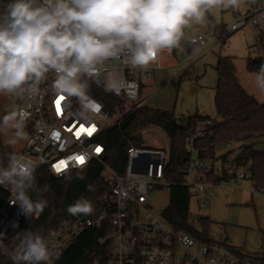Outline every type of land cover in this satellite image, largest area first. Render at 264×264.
<instances>
[{"label":"built area","instance_id":"obj_1","mask_svg":"<svg viewBox=\"0 0 264 264\" xmlns=\"http://www.w3.org/2000/svg\"><path fill=\"white\" fill-rule=\"evenodd\" d=\"M246 26L251 27L258 37L264 34V0H256L251 11L238 15L228 26H216L211 33L192 36L188 42L201 49L218 40L221 47L227 30L236 32ZM172 52L160 53L147 67H132L119 58L109 60L100 69V77H109L108 83L114 80L118 94L108 91L103 83L91 82L88 90L90 100L81 102L64 97L60 101L59 114L56 104L59 96L50 87L51 73L49 79L41 83L36 96L0 95L1 99H5L0 103V116L4 120L7 118V131L1 130L0 143L33 161L37 165L35 175L46 169L56 177H64L96 161L102 164L101 176L110 188L102 203L93 207L92 214L70 215L47 231L46 237L52 238L57 246L53 264L59 263L65 251L87 229L102 226L112 229L103 240L110 243L111 254L105 263L96 261L94 264H264V248L259 254H246L224 242H203L189 233L177 231L162 211L151 206V191L156 187L169 188L171 184L165 179L170 156L167 149L138 147L130 141L126 162L120 171L106 162L105 132L120 125L134 110L145 106V99L141 97L142 88L153 79V72L164 66V55ZM98 91L119 97L124 102L121 111L106 107L95 97ZM117 110L121 113L120 119L104 126ZM212 127V120L202 122L185 138L187 157L182 184L191 196L202 198L201 207L206 206L216 184L209 176L226 172L223 168L216 170V162L227 163L234 149L233 142L210 147L209 142L216 134ZM4 134H12L11 144L3 140ZM224 155L228 156V161H223ZM79 157H83L82 163ZM250 175L252 178V171ZM246 178V173L240 171L230 180L240 184ZM0 188L8 193L0 205V232L15 233L14 244L19 241L18 232L25 216L20 215L18 206L12 203L10 189ZM257 189L264 195V187ZM13 222L18 224V228L12 227Z\"/></svg>","mask_w":264,"mask_h":264},{"label":"clouds","instance_id":"obj_2","mask_svg":"<svg viewBox=\"0 0 264 264\" xmlns=\"http://www.w3.org/2000/svg\"><path fill=\"white\" fill-rule=\"evenodd\" d=\"M243 2L7 0L0 9V95L36 96L50 73L51 90L58 96L88 101L91 82L118 94L114 80L108 83L109 77H100L106 62L119 58L132 67H147L160 53L180 47L185 29L202 23L207 13L218 7L237 9ZM255 86L264 94V64L255 73ZM36 167L16 154L0 167V187L10 189L12 203L26 217H38L48 205L44 194L49 186L38 184ZM66 211L87 216L94 208L81 196ZM12 227L18 224L13 222ZM18 236L17 245L10 248L6 232H0V255L13 264H53L57 246L52 238L32 229Z\"/></svg>","mask_w":264,"mask_h":264},{"label":"trees","instance_id":"obj_3","mask_svg":"<svg viewBox=\"0 0 264 264\" xmlns=\"http://www.w3.org/2000/svg\"><path fill=\"white\" fill-rule=\"evenodd\" d=\"M254 2L255 0H252V3ZM6 3L7 0H0V9ZM208 21L212 24L211 18ZM226 40L227 38L224 39L222 46ZM180 46L189 53L197 50L186 37ZM246 61L247 69L250 72H257L261 64H264V55L255 57L249 55ZM215 70L218 75L214 96L217 118L196 113L179 119L172 111L143 106L125 117L120 125L107 130L103 136L107 149L106 162L120 171L126 162L129 142L138 147L142 146L141 141L135 138L137 133H142L151 126L159 127L166 133L170 139V148L167 150L170 156L165 179L171 184L168 188L169 204L163 213L177 231L189 233L203 242L214 241L209 233L210 220L200 218L201 230L193 226L190 220L191 195L188 188L182 184L186 162L182 159L181 150L185 146L188 132L194 130L198 124L212 120V128L216 134L209 142L210 147L243 141L242 148L248 152V159L252 161V181L257 188L264 187V102H260L243 88L236 75L233 57L219 55ZM187 72L185 70L183 74ZM94 95L109 109L116 111L118 108L121 111L122 101L119 97L108 96L100 91ZM211 153L214 156L213 152ZM12 154L18 155L19 151L5 148L0 143V167L7 166L8 157ZM222 158L223 161H228L227 155ZM101 172L102 164L96 161L87 168L75 170L64 177H56L46 169L39 171L36 174L38 184L49 186V190L44 194L48 205L38 217L25 216L19 232L25 229L40 230L46 236L50 228L71 215L66 211L67 206L81 196L89 199L93 207L101 204L110 193ZM209 179L215 183H223L230 180L231 175L226 172L221 175L211 174ZM89 185L92 186V190H89ZM7 197L8 193L0 188V205ZM110 232L112 229L106 226L87 229L73 246L65 251L58 264H94L96 261L105 263L111 254V245L103 240ZM6 235L5 243L14 248L18 243L16 241L13 244L15 233L6 232ZM0 264H13V261L3 256L0 258Z\"/></svg>","mask_w":264,"mask_h":264},{"label":"rangeland","instance_id":"obj_4","mask_svg":"<svg viewBox=\"0 0 264 264\" xmlns=\"http://www.w3.org/2000/svg\"><path fill=\"white\" fill-rule=\"evenodd\" d=\"M252 7V0H244L237 9L215 8L206 14L204 21L185 29L187 40L192 36L211 33L216 26H228L234 19L244 14ZM211 18L212 25L208 21ZM225 44L218 46V40L204 48L189 53L180 46L175 48L169 58H165L170 66L157 69L153 72L154 80L149 81L142 90V99L145 106L154 109L172 111L179 119L186 118L196 113L211 118H217L214 103L215 86L218 80L214 68L217 55L231 56L235 59L236 75L243 88L260 102H264V94H261L255 86V73L247 69V57L249 55H264V34L258 37L251 27L246 26L236 32L226 31ZM261 48V49H259ZM194 67L196 72L188 71V67ZM5 99L0 98V103ZM124 102L121 104V106ZM121 113L117 110L104 126H109L119 120ZM4 117L0 116L1 130L7 131ZM141 145L145 147L170 148V139L159 127L151 126L142 132ZM3 140L11 144L12 134H4ZM243 141L234 142L233 151L227 163L216 162V170L222 168L231 177L240 171H244L247 178L240 184L233 180L216 183L213 194L207 198L206 206L201 207L202 198L192 195L190 200V220L193 226L201 230L200 218L210 220V238L227 243L246 254H259L264 248V195L260 194L254 186L251 178L250 166L252 161L246 159L234 162L235 156L243 150ZM170 191L168 188L156 187L150 193V204L158 210L164 211L169 204Z\"/></svg>","mask_w":264,"mask_h":264},{"label":"water","instance_id":"obj_5","mask_svg":"<svg viewBox=\"0 0 264 264\" xmlns=\"http://www.w3.org/2000/svg\"><path fill=\"white\" fill-rule=\"evenodd\" d=\"M135 138L138 139L139 141H142V140H143L142 133H140V132L137 133V134L135 135ZM181 156H182V159H183V160L186 159V157H187V152H186V149H185V148H183V149L181 150ZM247 158H248V152H247L245 149H243V150H241V151L235 156V158L233 159V161H234V162L243 161V160H245V159H247Z\"/></svg>","mask_w":264,"mask_h":264},{"label":"crops","instance_id":"obj_6","mask_svg":"<svg viewBox=\"0 0 264 264\" xmlns=\"http://www.w3.org/2000/svg\"><path fill=\"white\" fill-rule=\"evenodd\" d=\"M255 4H256V0H255L254 3H252V7H251L250 10H248L247 12L251 11L252 8H253V6H254ZM247 12H245V13H247ZM245 13H244V14H245ZM240 15H241V14H240ZM211 25H212V24H210V26H211ZM205 34H208V33H205ZM174 51H175V50H174ZM174 51H173L172 53H174ZM172 53H171V54H172ZM171 54L166 53V54L164 55V58H163L164 66H163L162 68H164V67H166V66H170V65H172V64L174 63V60L171 61V64H168V63L165 61V58H169V57L171 56ZM218 57H219V55H217L216 63H217ZM216 63H215V65H214V68H215V66H216ZM160 69H161V68H160ZM186 70H187V71H192L193 73L196 72L195 68L192 67V66L188 67ZM153 80H154V77H153V79L151 80V82H152ZM144 88H145V87H143L142 90H143ZM141 95H142V91H141ZM203 116H204V115H203Z\"/></svg>","mask_w":264,"mask_h":264},{"label":"snow or ice","instance_id":"obj_7","mask_svg":"<svg viewBox=\"0 0 264 264\" xmlns=\"http://www.w3.org/2000/svg\"><path fill=\"white\" fill-rule=\"evenodd\" d=\"M63 99H64L63 96H59L58 99H57V101H56L58 114L60 113V101H62ZM77 135H79V133H77ZM96 151L99 152L100 149L97 148ZM78 160H79V162L82 163L83 162V157H79ZM57 170L58 171L60 170L59 165L57 166Z\"/></svg>","mask_w":264,"mask_h":264}]
</instances>
